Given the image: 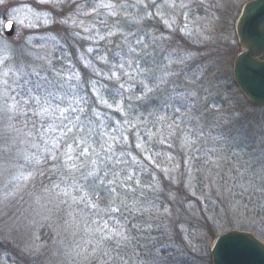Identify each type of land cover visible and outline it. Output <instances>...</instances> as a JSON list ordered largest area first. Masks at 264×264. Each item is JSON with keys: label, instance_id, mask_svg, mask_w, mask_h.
Returning a JSON list of instances; mask_svg holds the SVG:
<instances>
[{"label": "rangeland", "instance_id": "1", "mask_svg": "<svg viewBox=\"0 0 264 264\" xmlns=\"http://www.w3.org/2000/svg\"><path fill=\"white\" fill-rule=\"evenodd\" d=\"M246 1L191 0L187 19L182 12L176 14L169 9L164 0L134 1L136 6L145 8L134 39L135 45L137 39L144 37L148 46L137 48L141 58L148 59L147 67L155 73L162 66L167 84L179 80L178 94L186 92L184 88L181 90L185 84L191 85L192 99L188 102L197 105L196 125L185 131V137L190 153L200 157L202 163L198 190H187L182 173L176 177H152L154 185L150 189L152 201L162 215L157 230L160 235H168L172 249L177 252L186 248L191 231L189 260L192 258L195 264H212L208 245L227 230H248L264 241V106L250 103L238 87H228L230 83L226 79L228 74L232 77L233 58L239 50L234 22ZM97 2L66 0L61 9L40 0H0V56L11 58L22 48L46 57L37 63L47 64L50 60L67 78L70 29L83 38L88 34L59 21L76 12L74 4L84 5L83 12H90ZM112 2L120 12L118 17H108V10L103 8L98 10V15L81 17L86 23L95 24L93 32L101 30L103 35L108 29L115 30L122 13L120 6L125 2ZM157 6H162L164 19L171 27L155 15ZM46 10L47 24L44 23ZM149 12L153 13L151 17ZM9 19L15 24L11 37L5 36L2 29ZM151 20H161L163 28L149 24ZM102 21H106L108 28ZM87 40L91 43L86 47L95 50L96 40ZM5 44L10 50H4ZM202 114H208L207 118ZM9 178L0 177V264H70V219L64 217V221L61 213L52 217L47 211L38 213L27 208L25 214H19V210L15 213L14 217L21 221L19 224L11 222L9 217L15 209L10 202L12 195L5 199ZM168 197L171 206L166 204ZM178 197L187 201L183 209L178 206ZM4 211L7 219L3 217ZM123 211L126 215L127 211ZM123 246L135 256L138 253L139 247L131 242ZM158 248V251L164 249Z\"/></svg>", "mask_w": 264, "mask_h": 264}, {"label": "snow or ice", "instance_id": "2", "mask_svg": "<svg viewBox=\"0 0 264 264\" xmlns=\"http://www.w3.org/2000/svg\"><path fill=\"white\" fill-rule=\"evenodd\" d=\"M40 2L62 9L66 0H40ZM190 2L191 0H164V4L169 9H172L176 14L182 12L186 19L190 11ZM84 7V5H78L73 15L66 16L59 22L65 26L81 29L83 33L88 34L84 37L85 39L103 41L117 35L119 32L118 22L115 30L108 29L102 35L101 30L93 32L95 24L86 23L81 18L93 14L98 15V10L101 8L108 10V17H118L120 12L112 0H98L91 7L90 12H83ZM161 8L162 6H157L155 15L164 19ZM44 15L46 17L44 23L47 24L49 22L47 10ZM152 15L153 13H148L149 17ZM36 18L39 19V15ZM101 23L105 28H108L106 21ZM164 23L171 27L167 19H164ZM12 26V19L2 25L4 29H11ZM124 43L127 45L126 50L121 47L107 70L97 69L94 61L86 56L80 57L87 61L86 66L93 70L96 77L109 81L114 79L123 81L115 93L107 85L101 84L98 79L88 82L91 89L89 92L80 83L79 74L71 72L65 78L62 70L56 69L50 60L47 64L37 63V61L45 60L46 57L31 54L22 48H18L11 58L6 55L0 56V122L3 123L5 133L3 139L7 141L9 131H20L14 129L13 121L23 119L26 127L29 121L38 119L40 122V127L36 131L41 143H37L35 140L32 143L33 148L39 149V154H25L23 156L25 164L20 165L21 170L12 177V180L18 184L20 181L28 182L32 179L34 174L33 171L28 170L27 165L29 164L40 165L45 161H51L54 172L58 171L62 164L63 171L60 174V181L63 183V187H61V183H53L52 188L59 189V194L68 197L73 205L83 204L84 208L79 211L85 216L89 213L93 215L91 224L84 229L88 237L85 239V247L81 251L87 252V256L97 259L99 264H110L114 259L110 244H115L119 249L133 239L127 223L122 222L117 214L121 211V205L126 202L127 193L135 192L133 180H135L136 187L140 186V180L134 168L139 166L141 161L128 148V133L136 130L139 124H146V121L142 117H134L127 112L119 101L123 100L128 103L132 99L145 100L159 86L158 78L154 76L149 67L143 66L144 60L141 58L140 52L137 51L141 45L144 48L148 47L147 44H144V37L137 39L133 45L125 36ZM4 50H10L7 44L4 45ZM92 51V48L87 49L88 53ZM97 59L103 64L109 65L106 56H98ZM70 81H75V83H70ZM136 91H139L141 95L136 96ZM125 93L128 94L127 99ZM93 97H95L94 100ZM101 107L119 111L124 118L113 122L101 112ZM179 111V107L175 108V112ZM152 116H155V113H149V117ZM155 118L158 121H164L167 117L160 115ZM32 127H35V124ZM168 127L172 128L173 126L168 125ZM159 132L160 127H157L156 132L147 129L144 134L151 140ZM173 134L174 131L168 133L169 136ZM26 135L32 136L33 133L29 131ZM137 140L136 149L145 153V160L154 163L155 155L158 154L149 155L146 142L139 135ZM166 140L167 137H162L160 142L165 143ZM184 142L187 143L186 137ZM58 160L60 164L56 163ZM129 164L133 168L130 169ZM121 165L123 167H120ZM156 166L159 167L158 164ZM164 171L168 172L170 169L165 168ZM77 173H79L80 179L87 181V190L75 178ZM8 186L5 184V188ZM94 187L108 191L110 199L107 206L101 207L100 203L92 198L91 189ZM74 193H78V195ZM122 194L125 199L117 203V199ZM11 195H14L13 191L6 192L5 199ZM137 203L138 201H133L134 206ZM136 210L146 211L147 209L137 207ZM100 213H104V215H100ZM89 247L90 251H88ZM117 258L122 259V257ZM124 264L127 262L125 261Z\"/></svg>", "mask_w": 264, "mask_h": 264}, {"label": "trees", "instance_id": "3", "mask_svg": "<svg viewBox=\"0 0 264 264\" xmlns=\"http://www.w3.org/2000/svg\"><path fill=\"white\" fill-rule=\"evenodd\" d=\"M134 1L136 0H123L125 4L122 8L121 17L117 20L119 23V32H117V35L113 36V38H106L103 41L96 40L95 44H93L95 45V50L91 53L87 52L88 47H86L91 42L77 35V31L73 28L70 29V74L71 72L79 74L80 83L89 92L91 89L88 82L91 80H100V83L107 85L113 93L116 92L120 83L123 82L115 79L109 81L104 78L96 77L93 70L86 66L87 61L80 59V57L86 56L88 59L94 61L97 69L104 68L107 70L115 54L121 50V47L126 50L127 45L124 43L125 36H127L128 40L134 45V39L137 36L135 32L140 27L138 20L145 14V8L140 5L136 6ZM74 6H78V3L74 4ZM149 24L163 28L161 20L157 22L151 20ZM109 40H111V43H109ZM98 56H106L109 60V65H105L98 60ZM159 57L160 65H162V56L159 55ZM147 62L148 59H145L143 66H147ZM152 73L158 78L159 86L155 88L154 92L147 99L142 101L132 99L128 101V103H125L123 100L119 101L127 112L131 113L134 117H142L146 121V124L141 123L136 130L128 133V148L133 154L137 155L138 159L141 161L140 165L134 168L140 180V186L136 187L135 180H133L132 184L135 187V192L127 193L126 202L121 205V211L117 214L120 216L121 221L127 223L130 235L133 237L131 243L139 247L138 253L135 256L133 252L125 250L124 246L117 249L115 244H110L109 247L112 248V255L114 257L110 264H124L125 261L127 264H137L140 262H143L142 264H195L192 258L189 260V256H191L189 254H191L192 251V245L189 244L191 231H189V238L186 240L187 245L182 251L183 253L172 249L173 245L168 235H160L159 229L157 230L156 227L159 225L158 222L162 215L158 213L157 207H155L156 203L152 201L153 197H151L150 189L154 185L152 177H176L177 174L182 173L181 175H184L182 178L187 190H198L202 179L199 177V170L202 164L201 159L196 156L195 153H190L188 139L187 143L184 142L185 131H188L196 125L195 118L198 115L196 111L197 105H190L188 102L192 99L189 92L192 88L191 85L185 84L183 87L180 86L181 90H183V88L186 89V92L180 95L176 88L179 80L175 83L167 84L166 74L162 66L156 73L154 71H152ZM226 79L227 81L229 80L230 83L228 87L237 88L230 74H228V76L226 75ZM70 83H75V81H70ZM135 95L139 96L141 93L136 91ZM127 96L128 94L125 93L126 99ZM94 99L95 97H93V100ZM117 99L119 100V97H117ZM177 107L180 108L178 113L175 112V108ZM100 110L113 122L120 121L124 118L119 111H114L107 107H101ZM149 113H155V116L149 117ZM160 115H164L167 118L164 121L156 120L155 117ZM201 116H204L206 119L208 114H202ZM12 123L14 129H19L20 131H9L7 133L8 139L5 141L3 139L5 135L3 123L0 122V177H10L9 191L14 192V195L11 197L13 199H11L10 202H12L11 206H15V209L9 219L11 222L15 223V221H17L19 224L21 221L16 219L17 217H14V215L18 210L19 214H21L26 211L27 208L30 210L35 209L38 213L47 211L52 217H54L56 213H61L63 220L64 217H66L65 219L67 220L68 218L70 219V264H99L97 259L87 256V252L81 251V249L85 247V239L88 237L84 229L91 224L93 215L89 213L85 216L84 213L79 211V209L84 208L83 204L73 205L68 197L59 194V189L52 188L53 183H61V187H63V183L60 181V174L63 171V166L60 164L59 160L56 163L60 164V168L56 172L52 171L51 166L53 162L45 161L40 165H27L28 170L33 171L34 174L33 178L28 182L20 181L17 184L16 181L12 180V177L17 175L21 170L20 165L25 164L23 159L25 154H39V149L32 147L33 141L35 140L37 143H41L36 131V129L40 127L38 119L29 121L27 127L23 119L20 121H13ZM33 124H35V127H32ZM168 125H172L173 127L169 128ZM157 127H160V132L149 140L148 136L144 133L147 129L156 132ZM29 131L33 133L32 136L26 135ZM172 131H174V134L169 136L168 133ZM138 135L146 142L149 155L158 154L155 155L154 163L145 160V153L136 149L135 145L138 142ZM162 137H167L165 143L160 142ZM157 164L159 167L156 166ZM120 167H123V165ZM128 167L130 169L133 168L131 164H129ZM165 168L170 169V171L165 172ZM65 175H67V173H65ZM75 178L81 185L85 186L87 190V181L80 179L79 173L76 174ZM185 190L186 188L184 192ZM74 194L78 195V193ZM91 196L100 203L101 207L108 205L110 197L107 190L94 187L91 189ZM124 199L125 197L122 194L117 199V203ZM133 201H138V203L134 206ZM186 202H183V200L178 197V206L180 209L184 208ZM166 204L168 206L173 204L169 197L168 203L166 202ZM137 207L147 210L137 211ZM123 210L127 211L126 215ZM85 212H87V209H85ZM3 213L4 215H1H3L4 219H7V217H5L7 215L6 211ZM25 213L26 212H24V214ZM100 215H104V213H100ZM176 215L177 213H175V218ZM63 220L61 219V221ZM134 225L135 227H133ZM179 237L182 238V234ZM162 240H166V242H162ZM159 246H162L164 249L158 251ZM88 251H90V247ZM117 257H122V259Z\"/></svg>", "mask_w": 264, "mask_h": 264}, {"label": "water", "instance_id": "4", "mask_svg": "<svg viewBox=\"0 0 264 264\" xmlns=\"http://www.w3.org/2000/svg\"><path fill=\"white\" fill-rule=\"evenodd\" d=\"M240 7L233 27L239 50L232 78L250 103L264 106V0H248ZM2 29L11 37L15 24ZM208 246L212 264H264V241L248 230H227Z\"/></svg>", "mask_w": 264, "mask_h": 264}]
</instances>
